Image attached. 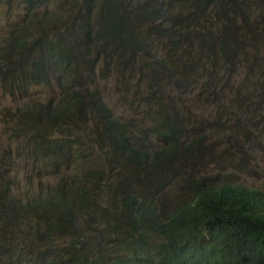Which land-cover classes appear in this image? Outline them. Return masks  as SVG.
Listing matches in <instances>:
<instances>
[{"label": "trees", "instance_id": "16d2710c", "mask_svg": "<svg viewBox=\"0 0 264 264\" xmlns=\"http://www.w3.org/2000/svg\"><path fill=\"white\" fill-rule=\"evenodd\" d=\"M121 1L122 7L135 2ZM210 1L160 0L146 10L153 20L149 32L156 37L162 59L157 58L153 63L142 61L138 67L141 71L163 74L167 88L164 92L149 93L148 96L165 93L173 98L167 78L182 68L181 63L172 68L168 66L161 50V36L172 46L184 50L187 58L185 68L190 75L198 73L199 67L193 56L198 40L187 26L191 29L196 24L203 25L204 37L200 44L213 66L221 69L227 68L228 64L212 60L215 54L234 58L237 52H244L243 43L249 39L252 30H257L254 40L264 37V26L247 22V18L228 33L227 20H235L225 12L210 8ZM116 4L114 0H85L80 3L87 13L96 6L103 12L100 26L85 20L81 22L87 31L89 52L93 54V59L86 61L83 67L96 66L101 55L106 60L109 55L116 54L124 64H129L125 50L150 53V49L136 39L126 24L124 18L131 13H120L119 22H116ZM170 11L185 15L182 19H175L169 15ZM95 39L100 43L94 45ZM19 47L40 51L28 66L18 68L13 75L14 82L22 89L49 79V62L63 71L71 70L75 65V57L68 47L45 35L30 42L22 39ZM208 74L215 76L217 73L209 71ZM83 79L81 74L73 80L71 78L63 87L64 95L72 100H62L54 107L36 106L21 111V129L31 146L25 149L30 163L32 167L61 176L60 171L68 163L83 164L87 157L96 155L93 159L115 162L130 175L113 184L110 183L113 175L109 169L107 175L94 176L88 186L76 176H70L71 184L66 186L62 183L44 184L31 173L30 178L35 183V195L32 197L11 193L10 183L0 181V230L6 232L3 241L13 237L10 232L30 222L45 225L41 235L30 240L40 248L47 245L43 235L53 239L58 228L66 227L68 230L64 248L50 254L31 252L25 246L13 249L12 245L4 246L0 241V264H264V189L234 184L223 178L218 182L209 172L186 176L188 162L192 160L193 166L200 159L202 141L200 137H194L181 145L179 140L185 130L184 122L168 109L157 110L155 115L142 112L146 124L139 126L141 135H155L162 142V146L149 152L132 138L136 125L109 109L99 87L83 96L84 99L88 96L94 98L93 106L99 117L80 123L78 129L69 125L72 114L81 112V107L76 108L75 104L82 101L70 89ZM175 90L182 91L180 88ZM212 96L220 100L226 97L218 86L213 92L200 90L198 99ZM29 117L38 119L39 124H28L26 118ZM152 119L157 121L152 124ZM41 121L50 122L51 126L43 129ZM90 123L94 125L93 132L98 131L100 124L103 127L102 137H90L96 144V153L80 147L75 138L78 130L88 129ZM60 125H64L65 131L77 130V133L60 138L63 131ZM54 133L57 134L56 139H47V135ZM234 152L242 153L243 147L237 146L235 150L225 148L218 156L234 161ZM194 157L198 159L193 161ZM34 162H39L40 166H34ZM174 169L180 171L184 181L181 187L189 190L191 200L176 210H164L160 200L168 186L162 182ZM87 173L88 170L84 169L82 176ZM94 187H103V191L96 195L92 193ZM77 227L89 230V234H79ZM27 243L23 242L24 245Z\"/></svg>", "mask_w": 264, "mask_h": 264}, {"label": "rangeland", "instance_id": "374dc122", "mask_svg": "<svg viewBox=\"0 0 264 264\" xmlns=\"http://www.w3.org/2000/svg\"><path fill=\"white\" fill-rule=\"evenodd\" d=\"M84 1L0 0V181L10 183L11 193L19 192L27 197L35 195V183L30 178L31 173L36 174L44 184L62 183L66 186L71 184L70 176L81 177V183L88 186L94 176L107 175L109 169L113 175L110 183L113 184L130 175L115 162L93 159L96 155L92 158L87 157L83 164L68 163L67 167L60 171L61 176L32 167L30 163L25 149L31 146L21 129V111L34 109L36 106L54 107L62 100H72L64 95L63 87L71 78L73 80L81 74L84 76L83 81L70 89L82 98V101L75 104L76 108L81 107V112L72 114V123L69 125L78 129L80 123L86 120L91 122L92 119L99 117L93 106L94 98L91 96L83 98L91 90L99 87L109 109L116 116L136 125L132 138L149 152L162 146V142L155 135L150 137L141 135L139 126L146 124L142 112L155 115L157 110L168 109L172 114H178L176 117L184 122L185 130L179 140L181 145L194 137H200L202 141L200 159L194 157L193 161L197 159L198 161L193 166L192 160L188 162L189 170L186 176L193 177L199 173L209 172L218 182L223 178L234 184L264 189V37L254 40L257 30H252L249 39L243 43L244 52H237L234 58H224L218 53L215 54L212 60H221L228 64L227 68L221 69L213 66L200 44L204 37L203 25L196 24L191 29L187 26L198 40L193 55L199 67L198 73L190 75L185 68L187 58L184 50L172 46L161 36V50L167 58L168 66L172 68L181 63L182 68L167 78L173 98L165 93L152 97L148 94L167 90L163 74L157 75L151 70L141 71L138 65L142 61L153 63L157 58L162 59L157 49L156 37L149 32L153 26L150 22L151 13L146 12L160 0L137 2L133 0L135 2L132 5L125 7H122L121 0H114L117 2L116 22H119L120 13H131L124 18L126 24L132 29L136 39L150 49V53L141 50L130 53L125 50L129 64H124L123 59L116 54L109 55L106 60L101 55L96 66L86 67L82 65L86 61H91L93 54L89 52L91 47L86 39L87 31L81 22L85 20L100 26L103 12L96 6L87 13L84 6L80 5ZM209 3L210 8L225 12L235 20H227L228 33L246 18L247 22L264 26V0H211ZM169 15L175 19H182L185 14L170 11ZM43 35L63 42L75 57V65L71 70L63 71L49 62L51 70L49 79L22 89L14 82L13 75L18 68L28 66L40 51L21 49L19 41L23 39L30 42ZM99 43L100 40H94V45ZM209 71L217 74L213 76L208 74ZM218 86L226 95L225 98L220 100L217 96H212L198 99L200 90L208 89L213 92ZM176 88L182 91L176 92ZM155 121L157 119H152L151 123L154 124ZM26 122L30 125L39 124V120L34 117L26 118ZM50 126V122L41 121L43 129ZM60 126L63 129L59 134L60 138L67 135L72 137L74 132L77 133V130L65 131L64 125ZM88 129L78 130L75 138L78 139L77 144L80 147L96 153L93 139L97 136L102 137L103 127L100 124L98 131L93 132L94 125L90 123ZM29 132L33 134L30 128ZM56 138L55 133L47 135V139ZM237 146H242L243 152H234L232 156L234 161L218 156L225 148L231 147L235 150ZM33 165L39 167L40 163L34 162ZM84 169L89 173L82 176ZM162 183L168 186L163 199L160 200L164 210H176L191 200L189 190L181 187L184 181L178 169L172 170L169 178ZM16 185L19 187L16 188ZM104 188L106 189L105 186ZM101 191L103 187L92 189V193L96 195ZM42 229H45L44 223L30 222L17 231L10 232L13 237L5 241L3 240L6 239V232L0 230V241L7 247L12 245L13 249L25 246L31 252L44 251L48 254L60 247L64 248L68 234L66 227L54 231L53 239L43 235V240L47 242L44 248L30 243V240L41 235ZM77 231L84 236L89 234V230L85 228L77 227ZM23 242L28 243L24 245Z\"/></svg>", "mask_w": 264, "mask_h": 264}, {"label": "clouds", "instance_id": "9594fccd", "mask_svg": "<svg viewBox=\"0 0 264 264\" xmlns=\"http://www.w3.org/2000/svg\"><path fill=\"white\" fill-rule=\"evenodd\" d=\"M152 16L150 17V22H153V20H151Z\"/></svg>", "mask_w": 264, "mask_h": 264}]
</instances>
